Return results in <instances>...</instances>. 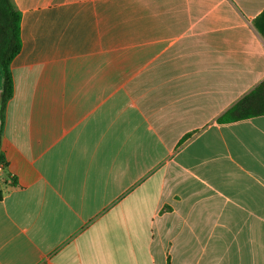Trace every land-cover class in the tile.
Listing matches in <instances>:
<instances>
[{
	"label": "crops",
	"instance_id": "obj_1",
	"mask_svg": "<svg viewBox=\"0 0 264 264\" xmlns=\"http://www.w3.org/2000/svg\"><path fill=\"white\" fill-rule=\"evenodd\" d=\"M12 2L0 264H264V0Z\"/></svg>",
	"mask_w": 264,
	"mask_h": 264
},
{
	"label": "trees",
	"instance_id": "obj_2",
	"mask_svg": "<svg viewBox=\"0 0 264 264\" xmlns=\"http://www.w3.org/2000/svg\"><path fill=\"white\" fill-rule=\"evenodd\" d=\"M22 16L16 10L12 0H0V77H3V92L0 103V140L6 119L7 106L14 96V81L11 74V65L22 49L21 39ZM264 34V28L262 30ZM264 91V84L251 96L247 97L232 110H230L220 122H231L254 116L264 115V110L259 109L255 100ZM0 165L11 167L1 153L0 144ZM2 190L0 188V201Z\"/></svg>",
	"mask_w": 264,
	"mask_h": 264
},
{
	"label": "rangeland",
	"instance_id": "obj_3",
	"mask_svg": "<svg viewBox=\"0 0 264 264\" xmlns=\"http://www.w3.org/2000/svg\"><path fill=\"white\" fill-rule=\"evenodd\" d=\"M0 83H1V86H3V77H0ZM0 103H1V95H0ZM5 174L3 173H0V181H3L5 180L4 178Z\"/></svg>",
	"mask_w": 264,
	"mask_h": 264
},
{
	"label": "built area",
	"instance_id": "obj_4",
	"mask_svg": "<svg viewBox=\"0 0 264 264\" xmlns=\"http://www.w3.org/2000/svg\"><path fill=\"white\" fill-rule=\"evenodd\" d=\"M3 171H4V166L0 165V173H3Z\"/></svg>",
	"mask_w": 264,
	"mask_h": 264
}]
</instances>
